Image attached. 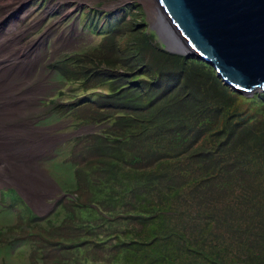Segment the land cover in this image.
<instances>
[{
	"label": "trees",
	"instance_id": "obj_1",
	"mask_svg": "<svg viewBox=\"0 0 264 264\" xmlns=\"http://www.w3.org/2000/svg\"><path fill=\"white\" fill-rule=\"evenodd\" d=\"M114 30L115 57L96 64L123 70L56 62L63 79L111 86L93 121L122 115L75 143L57 210L70 202L72 213L58 222L30 210L0 233L33 244L31 264H264V144L239 106L264 102V91L236 93L147 29L114 50Z\"/></svg>",
	"mask_w": 264,
	"mask_h": 264
},
{
	"label": "rangeland",
	"instance_id": "obj_2",
	"mask_svg": "<svg viewBox=\"0 0 264 264\" xmlns=\"http://www.w3.org/2000/svg\"><path fill=\"white\" fill-rule=\"evenodd\" d=\"M9 2L12 3L11 9L18 7V13L13 19L18 20L20 18L21 20L20 16L29 15L26 20L21 22L20 26L29 28L25 42H29L33 38L40 39V45L34 54L39 53L42 58L37 63L36 74L32 78L29 77V71L22 74L21 68L12 67V59H10L9 66L11 68L3 72H7L9 77L0 74V89H6V87L9 89L0 92V105H10L0 109L5 110L3 113L0 112V118L1 116H8L0 119V121L4 122L9 119L6 123H10L19 117H25L27 120L21 121L33 126L36 130L38 129L39 139H46L48 135L51 140L54 138L56 142H53V145L45 146L42 152L40 150L39 157L33 161V164L40 168L37 173H43L46 175V179H51L54 185L53 193H48L49 187L44 189L38 184L35 187L40 188L41 193L45 196H28L20 185L11 182L0 174V230L12 222H17L19 218L24 220L25 217L29 216L30 210L45 218L54 214L51 219L58 222L70 215L72 213L70 209L73 210V204L70 205V202H66L59 211L57 210L66 196L65 191H63L66 188L65 183L73 181V178H70L67 173L66 162L71 160L75 152V143H78V138L84 137L88 142L92 136L90 134L105 133V127H111L115 117L122 116L108 109L105 113L107 118L99 122L93 121L92 116H96L99 114L100 108H104L98 104L104 102L106 93L109 92L111 86L102 82L97 84L96 78L91 79L95 85L84 84L82 80L76 81L74 74L71 73L67 74L68 79H63L60 77L59 66L56 62L63 59L68 60L65 63L72 64L74 68L80 67L81 64H84L86 68L100 66L99 69L101 70H96L97 75H103L100 74L104 73L102 70L109 67L123 70L121 63L113 65H108V63L96 64V60L103 57L110 59L115 57V52L109 53L106 48H110V43L107 41L108 35L117 27L119 28L114 30L112 39L114 50L126 49L128 42L134 41L145 29L148 33L154 32V42L159 45L162 44L152 28L151 17L153 13L148 6L149 3L145 0H9ZM9 2L6 0L3 3ZM1 13L0 17H3ZM12 16H8V21L11 20ZM33 21H37V24H32ZM8 38L10 40L9 36L4 35L1 39L4 41ZM1 43L0 41V45ZM13 44L15 48H18V42ZM8 53L10 55V52L0 53V55L8 56ZM117 54L119 55V53ZM117 59L119 57L115 60ZM25 64L27 63L24 62L22 66ZM75 65L78 66L75 67ZM22 82L26 84L23 89L28 86H32L34 89L40 87H46V89L38 95V100L31 108L16 109V111L14 108L23 101L16 99L15 94H17L16 96H23L32 92L21 93L19 89L22 87ZM91 86H97V88L94 89ZM2 97H8V99L1 101ZM30 102L34 101H27L26 103L30 106ZM239 104L241 110L245 114L247 113L246 115H254L255 119L251 122L257 130L259 140L264 144V102L252 105L250 102L240 99ZM12 112L16 113L11 114ZM17 129L14 128L13 130ZM86 135L90 136L85 137ZM1 140L3 138L0 137ZM32 140L19 139L13 143L22 144L24 148H29L33 144ZM4 144L6 143L0 142V154L5 148L6 150L10 148H4ZM16 169L19 170L20 168L16 167ZM15 188L20 194L14 192ZM44 197L45 200H43ZM74 205L78 206V204ZM117 226L122 228L123 224L120 222ZM123 230H127V228L124 227ZM12 242L10 231L0 233V264H31L29 255L34 248L33 244L30 243L27 247L23 245L13 246Z\"/></svg>",
	"mask_w": 264,
	"mask_h": 264
},
{
	"label": "water",
	"instance_id": "obj_3",
	"mask_svg": "<svg viewBox=\"0 0 264 264\" xmlns=\"http://www.w3.org/2000/svg\"><path fill=\"white\" fill-rule=\"evenodd\" d=\"M165 50L215 68L236 93L264 91V0H156Z\"/></svg>",
	"mask_w": 264,
	"mask_h": 264
},
{
	"label": "bare ground",
	"instance_id": "obj_4",
	"mask_svg": "<svg viewBox=\"0 0 264 264\" xmlns=\"http://www.w3.org/2000/svg\"><path fill=\"white\" fill-rule=\"evenodd\" d=\"M5 1L6 0H2V2H0V12H2L1 14L3 15V17H0V41L2 42L0 45V53L1 54L6 53V52L10 51L11 49H14L13 43L14 42L20 43L21 41H23V39L25 38V36H27V34L29 32L28 27H25V26L21 27L20 26L21 22L26 20L29 15L25 14L24 17L20 16L21 20H20V18L18 20L16 18L13 19L15 17L16 13H18V7L16 6V7H14L16 9H11L12 3H10L9 0H8V2L10 4L9 3H3ZM145 2L149 3L148 6L151 8V11L153 13V16L151 17V22L153 25L154 24L156 25L158 22V16H159L157 2H156V0H145ZM9 15H11V16L13 15V16L11 17V20L8 21ZM4 35L9 36L10 40L8 38V39L3 41L1 38ZM34 45L39 46L40 42L39 41L35 42ZM29 47H30V45H29ZM18 49H20V48H18ZM31 50H32L31 47L30 48L25 47V48L21 49L20 56L16 60H14L12 67L15 66L18 69L20 67L21 62L25 61L28 65V68H29L28 69L29 74H30L29 77L32 78L36 74L35 71L37 69V63L40 61L39 58L41 57V55H39L38 57L33 56V55H28ZM8 55H9V53H8ZM13 58L11 57L12 60H13ZM0 60L4 61V63H0V74H3L4 71L11 68V66H9L10 65V63H9L10 59L7 55L6 56L0 55ZM16 68H14V70H16ZM22 74H25V73H22ZM4 84H7V83L4 82ZM17 84H19V83H17ZM45 89H46V87L45 88L40 87L38 89H35L34 91L29 93L28 95H23V96H16L17 94H15V98L23 101V103L19 104L14 109L15 110L16 109H27L28 104L26 102L27 101H35L36 102V100H38V98H39L38 95L43 93L45 91ZM4 90H9V89L6 87V89L4 88ZM0 92H4V91H0ZM5 99H8V97H6V98L2 97L1 101L5 100ZM9 106H10L9 104L0 105V109L2 107H9ZM29 108H31V107H29ZM4 111L5 110H0L1 113H3ZM14 113H16V112H12L11 114H14ZM7 117L8 116H1L0 119L7 118ZM9 117H10V115H9ZM24 119L27 120V118H25V117L24 118L19 117L14 121L11 120L12 122H10V123H6L9 121V119H6L4 122L0 121V137L3 138V140H1L0 142L6 143L3 146L4 148L10 147L8 150H6V148L4 150H2V153L0 154V174L2 177H5L6 179L10 180L11 182H15L18 185H20V187L23 190H25V192H26V194H28V196L34 195V196H38V197H43L45 195L43 193H41V189L38 187H35V185L39 184L44 189L49 187L50 191H48V193H53L54 185H53L51 179H49V178L46 179L45 174L37 173L40 170V168H39V166L34 165L33 161L39 157V154L43 151V148L45 146H48L49 144L53 145L54 144L53 142H56V141L52 137L51 138L53 140H51L50 137H48V135H47L46 139H43V140L39 139V137H38L39 134L37 133L38 129L36 130V128H34L33 126L28 125L27 123L21 121ZM21 123H24V124H21ZM11 126H12V129H11ZM14 128H18V129L13 130ZM6 135L9 137H7ZM9 139H12V140H9ZM19 139H23V140H32L33 139L32 140L33 144L29 148L28 147L24 148V146H22V144H18L15 142L13 143V141L19 140ZM9 143H11V144H9ZM40 150H41V152H40ZM16 167H18L20 169L17 170ZM44 178H45V180H43ZM41 181H42V183H40ZM38 197H35V198H38ZM43 200H45V197L43 198Z\"/></svg>",
	"mask_w": 264,
	"mask_h": 264
},
{
	"label": "crops",
	"instance_id": "obj_5",
	"mask_svg": "<svg viewBox=\"0 0 264 264\" xmlns=\"http://www.w3.org/2000/svg\"><path fill=\"white\" fill-rule=\"evenodd\" d=\"M32 24H34V25H36L37 24V21H33V23ZM27 36H25V38H26ZM25 38L23 39V41H21L19 44H18V48H20V49H18V48H15L14 47V49L12 50V51H8V52H10V55H8V57H9V59H11V57L13 58V60L11 61V63H12V66H13V61L14 60H16L19 56H20V51H21V49H23V48H30L31 47V51L29 52V54L28 55H33V56H39L40 54L39 53H37V54H34L35 53V50H37L36 48L38 47V46H35L34 44H35V42H38V41H40V39H36V38H33V39H31L29 42H25ZM35 40V41H34ZM34 41V42H33ZM22 45V46H21ZM29 45H30V47H29ZM17 50V51H16ZM15 53V54H14ZM2 56H6V55H2ZM42 58V56L39 58V59H41ZM9 61V60H8ZM7 61V62H8ZM25 61H23V62H21V64H20V67L19 68H21V70L23 71L22 73H25L26 71H28V65L27 64H25L24 66H22L23 65V63H24ZM0 63H4V61L3 60H0ZM26 68V69H25ZM2 75H6V76H9L8 75V73L7 72H5V73H3ZM40 84L41 85H43V83H41L40 82ZM26 84H24L23 83V85H21L22 87H21V89H19V91L20 92H27V91H34L35 89L32 87V86H28L27 88L25 87V89H23V86H25ZM27 90V91H26ZM0 91H7V90H4V89H0ZM35 104V101L34 102H30V106L28 105V107H32L33 105Z\"/></svg>",
	"mask_w": 264,
	"mask_h": 264
}]
</instances>
